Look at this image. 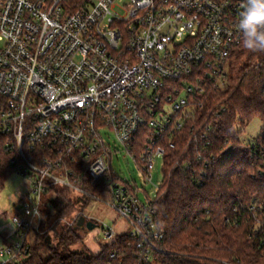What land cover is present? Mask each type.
Returning a JSON list of instances; mask_svg holds the SVG:
<instances>
[{
	"label": "built area",
	"instance_id": "obj_1",
	"mask_svg": "<svg viewBox=\"0 0 264 264\" xmlns=\"http://www.w3.org/2000/svg\"><path fill=\"white\" fill-rule=\"evenodd\" d=\"M120 1L0 0V149L13 174L29 183L11 218L13 232L0 239V264L29 256L49 189L103 200L92 197L84 176L107 189V205L134 228L130 236L142 253L154 249L150 202L140 203L135 182L113 176L116 151L104 131L152 184L156 159L163 165L165 151L188 130V144L201 150L199 182L208 178L212 128H198L195 115L201 99L227 84L245 0ZM255 146L243 145L251 152ZM80 218L93 222L75 212L63 223L76 226ZM101 232L108 242L115 237L111 227Z\"/></svg>",
	"mask_w": 264,
	"mask_h": 264
},
{
	"label": "trees",
	"instance_id": "obj_2",
	"mask_svg": "<svg viewBox=\"0 0 264 264\" xmlns=\"http://www.w3.org/2000/svg\"><path fill=\"white\" fill-rule=\"evenodd\" d=\"M227 72L225 88L201 99L195 115L198 128H212L208 151L215 161L208 178L199 182L196 156L201 150L188 144V130L175 139L174 149L165 151L162 182L148 200L158 232L151 242L154 249L143 254L137 239L122 235L96 254L72 251L80 243L77 227L63 221L92 198L53 187L42 199L40 234L18 264H264V138L255 142L254 153L234 131L253 118L264 125V53H249L240 44L228 59ZM220 109L225 111L216 117ZM8 157L0 149V190L14 171ZM84 181L92 197L109 199L107 189L90 185L86 176Z\"/></svg>",
	"mask_w": 264,
	"mask_h": 264
},
{
	"label": "rangeland",
	"instance_id": "obj_3",
	"mask_svg": "<svg viewBox=\"0 0 264 264\" xmlns=\"http://www.w3.org/2000/svg\"><path fill=\"white\" fill-rule=\"evenodd\" d=\"M127 2L128 0H121L119 4L123 5ZM234 131L237 134V140L242 145L264 138V125L258 118H253L244 125H237ZM102 134L107 143L116 151L111 155L110 159V168L113 176L118 177L121 181L135 182L139 189L137 197L141 204L146 203L147 200H152L155 197L156 188L160 186L163 179L162 160L157 158L155 161L154 169L151 173L152 184L144 183L132 156L117 144L111 132L104 131ZM28 189V181L16 174H12L5 179L0 190V239L13 232L11 218L16 214L20 196ZM77 209L76 212H82L92 219L95 227L91 231L85 228H77L75 230V234L80 238V243L72 247V251L98 253L100 246L108 244V241L104 240L102 236V225L111 227L115 232V236L131 235L134 232V228L127 219L118 211L109 207L106 200L89 199L84 208L79 210V207H77ZM33 237L31 235L29 238L30 243ZM50 237L53 240V236L51 235Z\"/></svg>",
	"mask_w": 264,
	"mask_h": 264
},
{
	"label": "clouds",
	"instance_id": "obj_4",
	"mask_svg": "<svg viewBox=\"0 0 264 264\" xmlns=\"http://www.w3.org/2000/svg\"><path fill=\"white\" fill-rule=\"evenodd\" d=\"M238 29L242 47L249 53H264V0H245Z\"/></svg>",
	"mask_w": 264,
	"mask_h": 264
},
{
	"label": "water",
	"instance_id": "obj_5",
	"mask_svg": "<svg viewBox=\"0 0 264 264\" xmlns=\"http://www.w3.org/2000/svg\"><path fill=\"white\" fill-rule=\"evenodd\" d=\"M76 227H77V228H85L86 230L91 231V230L94 229L95 224H94V222H92V221H87V222H85L83 218H80V219L77 221V223H76Z\"/></svg>",
	"mask_w": 264,
	"mask_h": 264
}]
</instances>
